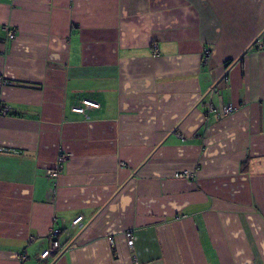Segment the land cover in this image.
<instances>
[{"label": "crops", "instance_id": "crops-1", "mask_svg": "<svg viewBox=\"0 0 264 264\" xmlns=\"http://www.w3.org/2000/svg\"><path fill=\"white\" fill-rule=\"evenodd\" d=\"M0 264H264V0H0Z\"/></svg>", "mask_w": 264, "mask_h": 264}, {"label": "built area", "instance_id": "built-area-1", "mask_svg": "<svg viewBox=\"0 0 264 264\" xmlns=\"http://www.w3.org/2000/svg\"><path fill=\"white\" fill-rule=\"evenodd\" d=\"M10 39H12L14 37L13 33H10L9 36H8ZM260 42L257 41V45L260 46L261 44H259ZM99 108V105L96 103V102H93V101H90V100H83L81 105L79 106H75L73 107L71 110V112H74V113H77V114H82V115H85V110L87 109H97ZM211 111H214L218 116H224V115H228V114H231L233 113L236 108L231 106V105H228V106H224V107H221L219 109H210ZM3 114L6 113V110H3L2 111ZM67 160V157L64 155V156H59L58 160L57 161V167L53 170H48L46 173L51 176V177H56L58 175V172L61 170L62 168V164L64 162H66ZM176 178H180V179H183V178H188L190 177L189 174L187 173H178L177 175H175ZM81 219L82 217L81 216H78L76 217L75 219H72V225H78L80 222H81ZM58 231L57 230H52L51 232H49V240H50V243H49V246L44 249L41 253H40V256L39 258L40 259H48V258H51V257H54V256H57L58 253H59V249H60V243L55 239L56 236H57V233ZM126 237L128 238V244L131 245L132 244V240H131V234L130 233H127L126 234ZM24 258V257H23Z\"/></svg>", "mask_w": 264, "mask_h": 264}]
</instances>
